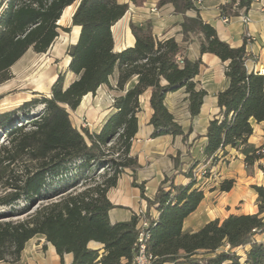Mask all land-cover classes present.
Wrapping results in <instances>:
<instances>
[{"label":"trees","instance_id":"16d2710c","mask_svg":"<svg viewBox=\"0 0 264 264\" xmlns=\"http://www.w3.org/2000/svg\"><path fill=\"white\" fill-rule=\"evenodd\" d=\"M131 1L137 6L144 2ZM73 4L77 6L71 26L63 30L80 29L76 42L65 51L66 72L75 80L66 86L65 74H59L49 95L33 92L31 99L0 113V263L18 264L28 241L41 236L54 247L62 264L64 254H72L71 264H132L138 217L110 223L108 212L114 206L107 192L125 170L137 165L130 146L138 130L140 97L150 90L152 137L186 139L191 128L184 133L164 98L183 89L194 118L206 95L195 81L201 60L184 58L173 38L157 39L150 24H130L134 45L114 52L111 27L128 9L117 0H6L0 12V84L9 80L10 68L29 50L37 54L48 51L62 29L58 21ZM165 4L183 16V42L198 35L200 54L209 53L227 63L228 86L217 94L219 112L207 126L204 160L214 165L234 149L243 155L246 169L253 168L264 158V146L248 143L252 123L264 121V76L248 72L245 45L234 48L221 41L199 16L194 0L157 1V6ZM250 4L251 0H231L221 6V14L235 16L236 10L246 11ZM187 12H195V16L188 17ZM115 72L114 112L98 132L74 127L69 111L84 96L109 86ZM133 78L135 85L126 89ZM18 163L24 166L10 169ZM174 164L177 167L175 158ZM191 171L188 185L175 186L165 178L155 198L147 200L148 207L154 205L158 211L157 218L146 214L150 226L146 251L154 258L153 264H264V242L255 239L264 233V189L253 187L256 214L230 215L187 233L183 222L204 196L194 187ZM233 185V180H225L220 190L228 192ZM139 188L143 196V185ZM90 242L102 245L103 253L90 249Z\"/></svg>","mask_w":264,"mask_h":264},{"label":"crops","instance_id":"0c3cea01","mask_svg":"<svg viewBox=\"0 0 264 264\" xmlns=\"http://www.w3.org/2000/svg\"><path fill=\"white\" fill-rule=\"evenodd\" d=\"M158 0H144L137 6L131 0H117L121 4H127L128 9L124 16L112 27L111 32L114 41V52H120L134 45L135 39L130 30V24L135 26L151 25L152 33L157 39L173 38L182 48V56L189 61L200 59L199 73L195 78L199 88L206 92L198 116L191 118L188 112L187 95L183 89L167 93L164 103L175 121L182 127L184 133L190 128L191 132L186 139L182 136L163 135L152 137L154 128L149 121L153 110L149 104L150 90L140 97L141 111L137 115L138 130L130 146V156L136 158L137 165L134 170L127 169L120 175L116 186L107 192V198L114 206L108 212L110 223L128 222L133 215L140 212L148 214L152 218L158 217L155 206H149L147 200H153L161 182L168 178L175 186H186L191 182L187 173H195L194 187L200 189L204 196L202 201L183 222L182 229L187 233L197 232L206 223L222 221L230 215H252L258 212L257 194L253 187L264 189V158L257 162L253 168L246 169L243 155L230 149L223 157H219L214 165L204 160L202 149L206 144V130L209 121L215 117L219 108L217 106V94L225 90L228 80L225 77L227 63L221 62L216 56L199 53L198 35H191L188 42H183L181 23L183 16L176 14L170 4L157 6ZM231 0H194V5L202 20L211 25L217 32L221 41L231 47L237 48L245 45L246 62L248 72L262 64L264 57V15L261 12L263 0H251L249 8L238 9L235 16L228 23L221 20V6ZM238 1V0H236ZM77 4L67 7L58 25L61 28L71 26V17ZM247 15L251 22L245 25L240 20V15ZM186 16L194 17L195 12H187ZM67 23V27L65 24ZM72 36L69 45L74 44L80 29L72 27ZM247 33L252 39L247 38ZM58 38V37H57ZM56 38V39H57ZM56 41V40H55ZM55 41L46 52L55 49ZM66 45V46H69ZM65 52V49H64ZM63 62L68 67V58ZM65 74V85H69L75 76L65 70L58 71ZM54 79V80H55ZM117 79L115 72L109 80V86H101L94 95L84 96L80 105L70 115L74 114L75 123L78 126L79 118L90 123L89 132H98L106 119L114 112L110 97L117 95L114 91ZM133 78L126 89L135 85ZM32 97V96H31ZM70 120L71 116H70ZM253 132L248 138V143L254 147L264 146V121L252 123ZM85 129V128H84ZM177 159V167L174 164ZM203 172L205 174L203 175ZM225 180H233L234 185L228 192L220 190V184ZM136 184V186L133 185ZM139 185H143V196ZM264 217V212L262 213ZM255 239L264 242V233L257 235ZM88 247L103 253L102 245L90 242ZM243 254L242 249H238ZM72 254L63 255V263L71 264ZM6 264V263H0ZM18 264H62L54 247L41 236L28 241L22 251Z\"/></svg>","mask_w":264,"mask_h":264},{"label":"rangeland","instance_id":"374dc122","mask_svg":"<svg viewBox=\"0 0 264 264\" xmlns=\"http://www.w3.org/2000/svg\"><path fill=\"white\" fill-rule=\"evenodd\" d=\"M5 4L6 0H0V12L5 9ZM65 26H68L67 23ZM72 30L71 28L69 33L65 32L63 28L59 30V36L55 41V49L52 52L37 54L29 50L10 68L9 80L0 84V113L11 110L22 102L31 99L33 92L49 95L50 87L56 80V73L67 70L63 65V62L67 60L64 49L66 51L68 47L66 45H69L72 36H74ZM70 116L71 123L76 126L74 114ZM78 118L79 130L84 129L81 124L86 120ZM87 124L88 126L85 129H90V123L87 122ZM23 166L22 163H18L11 165L10 169H21ZM1 192L2 188L0 187V194Z\"/></svg>","mask_w":264,"mask_h":264},{"label":"built area","instance_id":"2783aa9c","mask_svg":"<svg viewBox=\"0 0 264 264\" xmlns=\"http://www.w3.org/2000/svg\"><path fill=\"white\" fill-rule=\"evenodd\" d=\"M264 1V0H263ZM234 7H237V4L234 5ZM261 12L264 15V4L261 6ZM240 20L245 24L248 25L251 22V19L247 15H240ZM221 20L224 23H228L230 18L228 16H221ZM247 38L252 39V37L247 33ZM179 64H182V59L179 57L177 59ZM253 73L258 74L260 76H264V57L262 59V64L258 67H254L252 70ZM111 103L113 102L112 98L110 97ZM82 128H86L88 126L86 121H83L81 124ZM195 177V173H194ZM138 217V224H137V230L138 235L135 243L136 247V255L134 257L132 264H153L154 258L150 256L146 251V244L150 236L149 232V221L146 218V214L143 212H140L136 215Z\"/></svg>","mask_w":264,"mask_h":264}]
</instances>
